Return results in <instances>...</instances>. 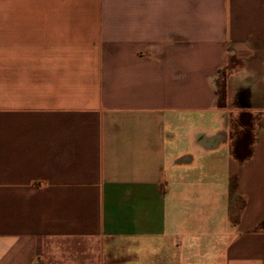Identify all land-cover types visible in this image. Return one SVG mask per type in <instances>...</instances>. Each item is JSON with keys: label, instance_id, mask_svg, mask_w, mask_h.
Segmentation results:
<instances>
[{"label": "crops", "instance_id": "obj_1", "mask_svg": "<svg viewBox=\"0 0 264 264\" xmlns=\"http://www.w3.org/2000/svg\"><path fill=\"white\" fill-rule=\"evenodd\" d=\"M0 264H264V0H0Z\"/></svg>", "mask_w": 264, "mask_h": 264}, {"label": "trees", "instance_id": "obj_2", "mask_svg": "<svg viewBox=\"0 0 264 264\" xmlns=\"http://www.w3.org/2000/svg\"><path fill=\"white\" fill-rule=\"evenodd\" d=\"M254 122L255 118L251 114H241L234 123L231 154L239 162H244L252 156Z\"/></svg>", "mask_w": 264, "mask_h": 264}]
</instances>
